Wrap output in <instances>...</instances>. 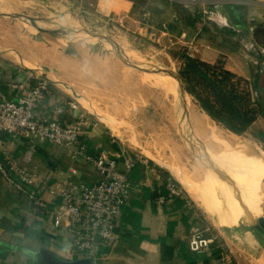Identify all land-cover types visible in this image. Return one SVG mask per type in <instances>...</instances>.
Returning <instances> with one entry per match:
<instances>
[{"label":"crops","instance_id":"1","mask_svg":"<svg viewBox=\"0 0 264 264\" xmlns=\"http://www.w3.org/2000/svg\"><path fill=\"white\" fill-rule=\"evenodd\" d=\"M11 2L13 4L14 1ZM62 2L59 0L58 4ZM211 9L215 12L213 15L207 12ZM2 10L8 12L7 9ZM148 12L153 16L151 30L155 29L159 40H163L161 48H165L171 60L181 64L179 55L183 50L212 64L222 59L228 70L251 83L258 81L264 86L261 82V74L264 73V56L261 53L264 47V0H88V22L108 25V21L113 19L123 26L134 27L139 33L146 30L144 20ZM15 25L19 23L14 22L12 16H0V75L8 98L14 97L13 83H33L28 78L31 71L46 76L52 85L51 98L61 99L66 95L76 98L94 115L98 125L87 131V135L96 151L103 147L115 148L111 142L113 133L126 146L129 155L170 168L143 142L149 138L146 133L143 138L140 132L137 133L138 143L125 141L126 129L136 126L137 120L128 114L134 113L135 108L139 111L137 100L140 93L138 99L132 97V101L126 102L124 93H111L107 89V84L117 85L124 76L118 71L103 74L99 68H94L106 64L100 52L91 48V44H88V51L82 45L73 46L74 51L68 57L51 59L52 63L56 62L54 70H39L38 58L43 59L49 48L41 47L33 33L26 37L23 32H18L13 28ZM40 34H45V31ZM99 78L101 88L92 85ZM79 81L84 85L78 84ZM251 90L255 93L253 86ZM90 104L111 122L99 117L89 107ZM147 118L150 122L145 126V132L152 125L156 127V123ZM260 121H264V116L258 117L254 125ZM10 155L36 176L32 190L49 199L48 209L55 208L61 201L59 193L67 184L72 165L79 169L75 179L80 178L82 167L77 162L73 163L61 148L50 143L30 142L21 135L2 131L0 158L7 159ZM1 175L0 264H65L84 259L69 252L70 239L67 241L65 238L66 232L53 227L44 209L18 192ZM101 177L100 173L96 178L88 174V180L82 181L91 183ZM131 179L132 195L119 221V237L105 247L98 260L91 261V264H264V238L255 232L249 225L251 223L236 221L225 225V229L218 227L220 225L211 217V211L186 186L192 204L182 200L159 204L154 199L156 192L160 191L159 185L145 167H136ZM193 180L199 182L198 179ZM205 227L219 232L224 246L201 252L192 250L188 245L189 237Z\"/></svg>","mask_w":264,"mask_h":264},{"label":"built area","instance_id":"2","mask_svg":"<svg viewBox=\"0 0 264 264\" xmlns=\"http://www.w3.org/2000/svg\"><path fill=\"white\" fill-rule=\"evenodd\" d=\"M207 12L215 13L212 9ZM148 17L152 18L149 12ZM261 53L264 56V47ZM28 78L33 83H13L15 94L8 98L0 75V132L21 135L30 142L55 145L64 150L73 163L87 161L102 176L91 183L77 180L79 169L72 165L67 184L59 193L61 201L55 208L48 209L49 199L32 190L36 176L20 166L13 155L0 158L3 178L44 209L54 228L63 229L69 236V252L96 262L101 251L117 241L119 221L132 195L131 174L138 164L145 165L151 176L163 184L164 190L155 197L159 204L180 197L192 204L188 190L172 171L143 157L129 155L126 146L113 133L111 142L115 148L103 147L96 151L87 135V131L98 125L94 115L76 98L68 95L61 99L51 98V83L43 75L31 71ZM188 245L198 252L224 246L219 232L212 231L211 227L194 232Z\"/></svg>","mask_w":264,"mask_h":264},{"label":"rangeland","instance_id":"3","mask_svg":"<svg viewBox=\"0 0 264 264\" xmlns=\"http://www.w3.org/2000/svg\"><path fill=\"white\" fill-rule=\"evenodd\" d=\"M11 1H14L13 4H10L12 3ZM58 1L59 0H0V16H12L14 22L19 23V25L13 27L14 29H18V32H23L26 37H30V34L33 33L32 35L36 36L35 39L41 44H39L41 47L44 46L46 49L49 48L48 51L45 52L43 59L42 57L38 58L39 63L37 64L41 66L38 67V69L42 70L43 68L46 71L54 70L57 66L55 65L56 62L52 63L53 59L58 56L68 57V54L74 51L73 46L82 45L84 49L88 51V44H91L90 47L100 52L106 60L104 67L102 65L95 66L94 68H99L103 74H110L114 71H118L124 76V80L119 81L117 85L107 84V89L111 93H113L112 91H115V93H140V99L137 100L139 111L135 108L134 113L131 111L128 114L130 118L137 120L136 126L132 125L130 128L126 129L125 141H131L127 143H138L140 138L136 137L137 133L140 132L142 138V135L146 133L149 138L147 142L142 141L147 143L148 147L153 150L155 154L161 156L159 159L164 165L168 167L173 165L178 171L185 173L192 179H198L199 182L202 183H206L214 178L215 175L209 172V169L211 170L210 165L206 164V160L202 157L204 153L202 150L203 148L200 146L201 151L197 154L186 142L181 140V135L175 136L173 132L174 129L169 124V121L162 119L163 124H166H162V126L168 128L166 132L159 126L155 127L157 129L153 128V125L147 132L144 130L145 126L150 122L147 118L148 115L143 112V107H145L146 103V93H155L159 95L163 100L160 106L164 107L165 111L170 107L166 105L164 101V97H166L168 93L156 88L151 82L142 80L145 74L149 73L150 75L151 69L148 68L152 67L158 73H167L172 76H177L182 84L183 93H186L184 89L185 82L183 83L178 73H176L179 72L181 64L171 60L165 48H161L160 44L164 43L162 42L163 40H159L157 32L154 33L155 29L152 31V27H150V24L153 23V18L149 19L148 14H145L147 18V20L146 18L144 20L147 23L145 25L146 30L143 31V33H139V30H135L134 27L123 26L113 19L108 21V25L99 24L98 21L97 23L89 21V23L88 0H84V2L83 0H62L63 2L59 4ZM2 9H7L6 11L8 12ZM108 12H111V10L108 9ZM43 31H45V34H40V32ZM143 55H146L149 60L145 59ZM44 58L49 59L44 60ZM101 68L103 69L101 70ZM244 83L252 89L251 82H242L243 85H245ZM78 84H80V81ZM81 84L84 85V83ZM92 85L101 88L100 78L98 81L93 82ZM188 93L190 94V92ZM90 97L94 98L93 96ZM189 97L195 109L204 111L192 94H190ZM157 120L160 122L159 119ZM152 123L155 124V121H152ZM220 128L223 129V136L233 143L234 149L244 154L246 158L252 159V164L258 162L262 163L263 170L261 176L252 184L253 193L250 195L249 201H244L243 197L236 200V203H240L241 206L245 204L252 206L253 210V215L251 216L246 213L241 214L236 223L245 221V223H251L249 225L259 224L260 220H258V218L264 215V121L255 124L252 130L245 134H237L223 126H220ZM157 135L161 137L159 138ZM203 136L207 137L209 135L204 134ZM152 144H155V146ZM215 148L221 151L222 147ZM77 163L82 167L80 178H78L79 180H88V174H93L95 178L98 177L99 173L94 169L95 167L93 168L88 165L84 160H79ZM43 164L46 168H49L46 163ZM220 168L223 169L222 167ZM169 170L173 171L171 168H169ZM222 176H224V178L221 184V191L224 190V187H235V184L232 183L233 178H231L230 175L226 174L224 171ZM42 184H44V182H42ZM228 199L225 200L223 194H220V200L217 203L219 206L218 210L226 215H234L236 210L230 207L229 203L231 201ZM258 205L263 208L262 211L261 209L254 211V208ZM210 213L211 217L220 225L218 227L225 229L226 226L220 224L216 213ZM256 229L260 236L264 238V233H262L260 229ZM65 238L67 239L68 236L65 235ZM65 252L66 250L63 248V253Z\"/></svg>","mask_w":264,"mask_h":264},{"label":"bare ground","instance_id":"4","mask_svg":"<svg viewBox=\"0 0 264 264\" xmlns=\"http://www.w3.org/2000/svg\"><path fill=\"white\" fill-rule=\"evenodd\" d=\"M148 69H151V72L149 71L150 75L149 73L145 74L142 80L151 82L156 88L168 93L164 97V101L170 107L165 111L164 107L160 106L163 100L159 95L146 93V103L143 111L151 118L150 120L155 121L156 126L163 128V130L168 128L162 126V119L169 121L172 124L175 136L181 135V140L186 142L197 154L200 153L201 146L204 152L202 157L206 160V164L210 165L211 170L209 169V172H212L215 176L206 183H200L194 181L185 173L178 171L175 166L170 165V168L209 211L216 213L221 225H229L236 222L242 213H246L249 216L253 215L252 206L246 204L241 206L240 203H236V200L243 197L244 201H249V197L253 193L252 184L261 176L262 163L252 164V159L246 158L244 154L234 149L233 143L223 136V129L206 112L193 107V102L189 97L190 94L188 92L183 93L182 84L177 76L158 73L152 67ZM124 95L126 102L132 101V97L138 99V93H124ZM89 107L99 117L111 122V119L100 112L97 107L91 104ZM202 134L209 136L206 137ZM215 147H222L221 151ZM224 171L233 178L232 183L235 184V187H224V190L221 191ZM220 194H223L225 200L229 198L228 200L231 201L229 203L230 207L236 210L234 215H226L218 210L219 206L217 203L220 200ZM259 209H261V206L258 205L254 208V211Z\"/></svg>","mask_w":264,"mask_h":264},{"label":"trees","instance_id":"5","mask_svg":"<svg viewBox=\"0 0 264 264\" xmlns=\"http://www.w3.org/2000/svg\"><path fill=\"white\" fill-rule=\"evenodd\" d=\"M179 57V72L184 78L187 91L220 126L237 134H245L252 130L258 117L264 116V86L258 81L252 83L253 93L247 84H242L247 80L228 70L222 59L212 64L194 57L186 50L181 51ZM136 167L145 165L138 164ZM152 179L163 191V184H159L154 177ZM176 200L187 202L182 197Z\"/></svg>","mask_w":264,"mask_h":264},{"label":"water","instance_id":"6","mask_svg":"<svg viewBox=\"0 0 264 264\" xmlns=\"http://www.w3.org/2000/svg\"><path fill=\"white\" fill-rule=\"evenodd\" d=\"M176 73H178V75L180 76V78L182 79V81L184 83L185 82L184 81V78L182 77V75L180 74V72H176ZM263 77H264V73L261 74V78H262L261 82L262 83L264 82L263 81ZM184 89L187 92L186 85H185V88ZM262 210H263V208L261 207V211ZM258 220H260L259 221L260 223L259 224L258 223L257 224H253V225H251V227L255 230V232L257 234H259V233H258V230L256 228L260 229V231L262 233H264V215L263 216L261 215V217H259ZM91 261H92V259L90 257H85L84 259H79V260H76V261L66 262L65 264H91Z\"/></svg>","mask_w":264,"mask_h":264}]
</instances>
